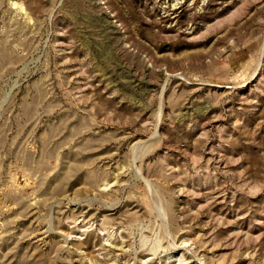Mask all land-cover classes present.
I'll return each instance as SVG.
<instances>
[{
  "label": "rangeland",
  "instance_id": "374dc122",
  "mask_svg": "<svg viewBox=\"0 0 264 264\" xmlns=\"http://www.w3.org/2000/svg\"><path fill=\"white\" fill-rule=\"evenodd\" d=\"M0 264H264V0H0Z\"/></svg>",
  "mask_w": 264,
  "mask_h": 264
}]
</instances>
